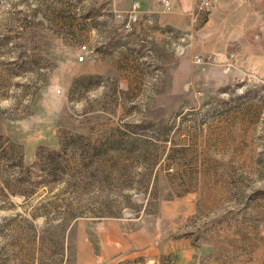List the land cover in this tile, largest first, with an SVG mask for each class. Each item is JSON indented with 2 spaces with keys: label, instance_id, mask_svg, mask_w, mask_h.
Wrapping results in <instances>:
<instances>
[{
  "label": "rangeland",
  "instance_id": "rangeland-1",
  "mask_svg": "<svg viewBox=\"0 0 264 264\" xmlns=\"http://www.w3.org/2000/svg\"><path fill=\"white\" fill-rule=\"evenodd\" d=\"M149 2L0 0V264H264V78Z\"/></svg>",
  "mask_w": 264,
  "mask_h": 264
},
{
  "label": "crops",
  "instance_id": "crops-1",
  "mask_svg": "<svg viewBox=\"0 0 264 264\" xmlns=\"http://www.w3.org/2000/svg\"><path fill=\"white\" fill-rule=\"evenodd\" d=\"M157 1L148 0L149 3L141 12L139 11L140 14L145 17L161 16L160 18L167 13L185 16L193 9L196 2V0H171L172 10L165 12ZM213 1L212 11L207 14V18L196 32L202 52L209 60L224 63L230 47H233L235 51L233 63L264 78V73H260L261 70L264 71V0ZM174 17L176 16L163 21V24L175 29L192 30L188 22L182 25L177 23Z\"/></svg>",
  "mask_w": 264,
  "mask_h": 264
},
{
  "label": "built area",
  "instance_id": "built-area-1",
  "mask_svg": "<svg viewBox=\"0 0 264 264\" xmlns=\"http://www.w3.org/2000/svg\"><path fill=\"white\" fill-rule=\"evenodd\" d=\"M157 2L165 10H171L172 8L171 0H158ZM195 4H197V6L190 11V17L192 21H197V22L198 20L196 19L202 17L201 16L202 14L207 15V12L211 11V9H213L214 6L213 0H196ZM138 15H139L138 6L136 3H134L131 5L128 12V18L130 22L131 21L134 22L137 19ZM82 48L85 49V46H82ZM233 55H234V51L230 53V56Z\"/></svg>",
  "mask_w": 264,
  "mask_h": 264
}]
</instances>
